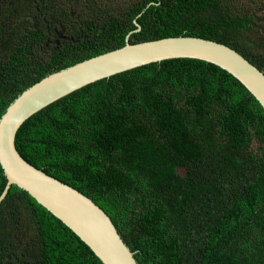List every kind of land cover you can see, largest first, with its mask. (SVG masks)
<instances>
[{"label": "trees", "instance_id": "obj_1", "mask_svg": "<svg viewBox=\"0 0 264 264\" xmlns=\"http://www.w3.org/2000/svg\"><path fill=\"white\" fill-rule=\"evenodd\" d=\"M98 1L0 0V119L29 87L129 35L213 40L264 73L243 42L250 16L224 0ZM16 146L103 208L139 264H264V108L212 63L171 59L90 84L27 120ZM7 182L0 164V197ZM0 264L103 262L13 185L0 203Z\"/></svg>", "mask_w": 264, "mask_h": 264}, {"label": "water", "instance_id": "obj_2", "mask_svg": "<svg viewBox=\"0 0 264 264\" xmlns=\"http://www.w3.org/2000/svg\"><path fill=\"white\" fill-rule=\"evenodd\" d=\"M140 31V28L138 29ZM127 44L48 75L29 87L0 119V164L7 186L26 191L69 227L103 264H139L109 214L90 197L48 175L23 158L16 146L20 128L32 116L62 98L103 79L152 63L197 59L238 79L264 108V73L235 49L198 37H167Z\"/></svg>", "mask_w": 264, "mask_h": 264}, {"label": "rangeland", "instance_id": "obj_3", "mask_svg": "<svg viewBox=\"0 0 264 264\" xmlns=\"http://www.w3.org/2000/svg\"><path fill=\"white\" fill-rule=\"evenodd\" d=\"M132 0H99L97 6L118 10L124 8ZM230 8L231 15L251 18L252 23L243 35V42L251 49L252 54H260L264 58V15L259 12L260 0H224ZM184 174V170H180Z\"/></svg>", "mask_w": 264, "mask_h": 264}]
</instances>
